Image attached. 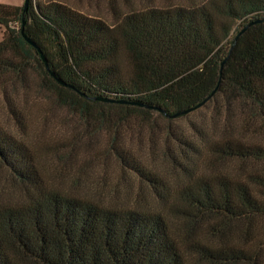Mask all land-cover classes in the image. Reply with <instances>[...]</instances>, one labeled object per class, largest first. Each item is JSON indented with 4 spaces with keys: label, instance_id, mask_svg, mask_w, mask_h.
Returning <instances> with one entry per match:
<instances>
[{
    "label": "trees",
    "instance_id": "trees-1",
    "mask_svg": "<svg viewBox=\"0 0 264 264\" xmlns=\"http://www.w3.org/2000/svg\"><path fill=\"white\" fill-rule=\"evenodd\" d=\"M148 1L0 4V264H264V0Z\"/></svg>",
    "mask_w": 264,
    "mask_h": 264
},
{
    "label": "rangeland",
    "instance_id": "rangeland-1",
    "mask_svg": "<svg viewBox=\"0 0 264 264\" xmlns=\"http://www.w3.org/2000/svg\"><path fill=\"white\" fill-rule=\"evenodd\" d=\"M0 1H6L7 3H1L0 4H4V5H10V6H14V7H22L23 4H24V0H0ZM43 1V0H41ZM64 2H66L70 7H72L73 9L77 10V11H80L82 13H85V14H89V15H99V14H102V13H106L105 9L103 8L102 5L104 4H101L100 6H96L95 3L93 4H88L87 3V0H63ZM131 2H133V4H140L144 2V4H146V0H131ZM157 3V4H162L164 3L163 0H149L147 3ZM37 3V0H34V4ZM119 7L123 10L126 9L127 7H123V4H122V1H120V4H119ZM109 17V16H108ZM110 19V17H109ZM236 30H237V27H235L233 29V35L236 33ZM3 39V29L1 28L0 26V41H2ZM38 112H35V115L37 114ZM58 115V117H62L64 116L62 112H57V111H54L50 117H49V121H48V124L47 126L49 125H53L54 123L60 121L56 116ZM34 119V122H36V119L33 117ZM36 124V123H34ZM34 135V138H35V134ZM33 135L30 134V137L33 138ZM103 141L102 140H98L96 142V145H97V148L96 149H99V146H103L102 145ZM113 165V164H112ZM110 167V170H109V173H114V166ZM98 172H101V166H98L95 164L92 168H91V177L93 178L92 180H96V177H97V174ZM91 181V180H90Z\"/></svg>",
    "mask_w": 264,
    "mask_h": 264
},
{
    "label": "water",
    "instance_id": "water-1",
    "mask_svg": "<svg viewBox=\"0 0 264 264\" xmlns=\"http://www.w3.org/2000/svg\"><path fill=\"white\" fill-rule=\"evenodd\" d=\"M28 3H29V0H24V4H23V9H24V11H26L27 9H28ZM24 25V23H22V26ZM22 32V34H23V30L21 31ZM243 32V30L241 31V32H239V34H238V36L241 34ZM237 36V37H238ZM42 60L45 62V60H44V58L42 57ZM46 64V63H45ZM46 68H47V65H46ZM52 76H54L53 74H52Z\"/></svg>",
    "mask_w": 264,
    "mask_h": 264
},
{
    "label": "crops",
    "instance_id": "crops-1",
    "mask_svg": "<svg viewBox=\"0 0 264 264\" xmlns=\"http://www.w3.org/2000/svg\"><path fill=\"white\" fill-rule=\"evenodd\" d=\"M1 3H7L6 1H0Z\"/></svg>",
    "mask_w": 264,
    "mask_h": 264
}]
</instances>
